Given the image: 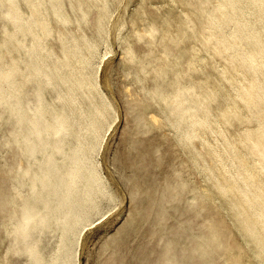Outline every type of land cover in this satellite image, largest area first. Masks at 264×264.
<instances>
[{
  "label": "bare ground",
  "instance_id": "6f19581e",
  "mask_svg": "<svg viewBox=\"0 0 264 264\" xmlns=\"http://www.w3.org/2000/svg\"><path fill=\"white\" fill-rule=\"evenodd\" d=\"M131 2L139 9L132 17L125 15L127 0H0V30L6 32L0 35V264H72L81 223L107 195L93 153L112 106L94 63L99 43L107 47L101 34L114 4L124 10L113 23L114 38L138 83L126 93L138 108L145 107L146 92L153 93L166 104L165 112L157 107L176 138L199 137L211 173L202 198L214 201L211 186L223 196L226 224L217 228L204 219L190 252L200 263L221 257L215 232L224 230L240 236L229 250L238 259L264 264V0ZM123 17L133 37L128 41L119 36ZM93 22L95 33H87L84 26ZM174 55L187 64L204 55L220 63L184 80L183 62H169ZM158 113L148 116L158 122ZM228 122L234 123L229 134ZM188 150L191 161L202 155ZM128 165L137 168L134 159ZM174 166L171 199L184 189ZM141 177V171L133 177L134 189H142ZM152 203L162 208L160 198ZM7 229L15 231L11 238L2 233ZM175 242L168 234L157 261L184 264L187 249L170 252ZM7 252L23 257L14 262Z\"/></svg>",
  "mask_w": 264,
  "mask_h": 264
},
{
  "label": "rangeland",
  "instance_id": "374dc122",
  "mask_svg": "<svg viewBox=\"0 0 264 264\" xmlns=\"http://www.w3.org/2000/svg\"><path fill=\"white\" fill-rule=\"evenodd\" d=\"M121 2L124 3L126 0ZM133 3L127 0L126 16H136L139 9L133 8ZM119 5H113L112 14L105 22L106 26L104 25L101 35L107 39V47L102 41L99 43L98 55L94 63V68H97L96 79H98L99 87L112 106L101 131L102 139L100 138L98 148L96 147L93 153L97 172L105 185L107 195L100 200V207L81 223V227H84L80 233V242L72 264H163L162 261L157 260L166 246L168 234L176 237L170 252L178 255L181 251L177 253L178 247L187 249L182 258L184 264H232L233 262L258 264L254 261L255 259L252 261L238 259V255L230 252L229 250L240 243V236L224 230L215 232L220 241L218 253L221 257H214L211 263H200L196 261L200 256L195 251L190 252L189 246L196 241V236L193 234L198 232L204 219L217 228L222 223L226 224V211L220 204L223 196L211 186L210 190L215 193V197H212L214 201L208 203L202 198L211 173L204 169L208 153L204 145L199 142V137L181 140L176 138V132L170 129L169 117L166 114L164 117L166 104L161 99H154L156 96L153 93L146 92L143 108H138L140 104L126 93V88L133 91L138 83L135 81L136 75L125 70L130 65L123 56L124 50L121 43L114 38L113 23L124 11ZM22 9L24 12L29 11L26 5H22ZM127 20L123 17L124 24L118 31L119 36H124L128 41L133 37L129 34ZM93 27L94 22L84 26V30L87 33H95ZM5 33L0 30V35ZM53 39L57 44L58 40ZM180 44L178 42L177 45ZM132 46L141 48L138 42L132 43ZM155 50L159 52V46ZM199 54L202 56L204 53L199 51ZM173 57L169 61L173 66L183 62V59L178 56ZM191 61L189 64L184 62L180 64V68L187 71L183 76L184 80L206 75L205 67L212 61L216 65L220 63L215 56L210 55ZM142 77L147 79L146 76ZM145 83L150 84V80ZM190 87L191 85L188 86V90L195 88V86ZM157 106L163 108L164 112L159 111ZM140 111L143 113L142 120H134L133 117ZM150 112L160 113H158V122H153L149 118ZM232 124L234 123H227L228 134L231 132ZM190 148L202 155L193 161L189 160L191 154L188 149ZM3 149L4 146L0 143V153ZM133 159L137 166L134 169L128 165ZM174 164L179 172V181H183L184 189L180 198L171 199L172 197L169 198V196L172 189L167 186V183ZM139 171L142 176V189L137 190L132 186V179ZM178 183L174 182L173 185L178 187ZM134 190L148 193L149 196ZM165 194L168 195L165 196ZM163 195L165 197L162 198ZM156 197L160 198L162 203V208H157V211L152 203L153 198ZM142 210L147 213L146 216L141 214ZM134 218L136 223L131 222ZM127 228L130 229L123 232ZM14 232L10 229L2 231L3 235L9 238ZM119 235L121 237L117 239ZM6 257L16 262L23 256L16 258L11 252H7ZM9 264L12 263L9 262Z\"/></svg>",
  "mask_w": 264,
  "mask_h": 264
}]
</instances>
